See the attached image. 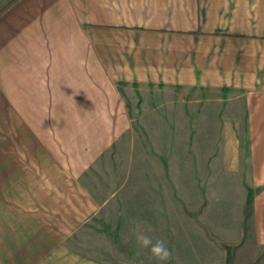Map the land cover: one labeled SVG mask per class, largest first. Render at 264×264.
Masks as SVG:
<instances>
[{
    "label": "crops",
    "instance_id": "0c3cea01",
    "mask_svg": "<svg viewBox=\"0 0 264 264\" xmlns=\"http://www.w3.org/2000/svg\"><path fill=\"white\" fill-rule=\"evenodd\" d=\"M123 92L155 103H264V0H0V140L28 139L26 170L46 165L56 188H75L118 136L126 113L113 103H125ZM48 103L68 110L46 115ZM5 145L3 174L12 156ZM249 151L250 171L258 164L262 173L251 183L264 187V144ZM65 212V238L31 260L25 245L4 243L0 264H108L94 259L91 243L77 244L76 214ZM149 218L164 221L134 225L132 235L150 229L172 252L167 264H225L227 252L202 227H176L171 212ZM244 235L245 258L233 244L230 264H264V190ZM132 250L158 264L138 244Z\"/></svg>",
    "mask_w": 264,
    "mask_h": 264
},
{
    "label": "rangeland",
    "instance_id": "374dc122",
    "mask_svg": "<svg viewBox=\"0 0 264 264\" xmlns=\"http://www.w3.org/2000/svg\"><path fill=\"white\" fill-rule=\"evenodd\" d=\"M123 94L125 103H113L126 113L118 136L75 188H56L46 165L26 170L23 158L31 145L20 132L0 140L12 152L4 174L0 156V250L4 243L8 251L25 245L33 259L40 253L35 249L64 235L65 211H72L70 228L78 227L74 239L91 243L94 259L149 264L147 252L132 250L137 244L132 227L156 226L164 220H151L150 213L171 212L176 227H202L227 252L225 264L235 246L244 260V231L264 190L251 183L261 177V166L250 171L248 164L252 142L264 144V103H155L142 93L139 101L133 92ZM66 110L63 103L45 108L50 116Z\"/></svg>",
    "mask_w": 264,
    "mask_h": 264
},
{
    "label": "clouds",
    "instance_id": "9594fccd",
    "mask_svg": "<svg viewBox=\"0 0 264 264\" xmlns=\"http://www.w3.org/2000/svg\"><path fill=\"white\" fill-rule=\"evenodd\" d=\"M150 231V229L136 231L134 233L135 242L141 249H147L158 264H167L172 257V252L163 240H154L152 235H150Z\"/></svg>",
    "mask_w": 264,
    "mask_h": 264
}]
</instances>
